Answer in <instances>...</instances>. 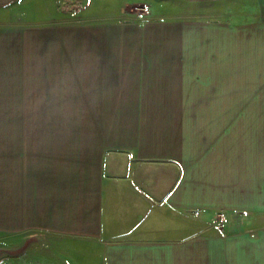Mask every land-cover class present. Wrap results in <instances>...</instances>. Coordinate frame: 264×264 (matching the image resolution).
Masks as SVG:
<instances>
[{
	"label": "crops",
	"instance_id": "crops-1",
	"mask_svg": "<svg viewBox=\"0 0 264 264\" xmlns=\"http://www.w3.org/2000/svg\"><path fill=\"white\" fill-rule=\"evenodd\" d=\"M112 6L0 0V248L46 240L15 264H264V0Z\"/></svg>",
	"mask_w": 264,
	"mask_h": 264
},
{
	"label": "rangeland",
	"instance_id": "rangeland-1",
	"mask_svg": "<svg viewBox=\"0 0 264 264\" xmlns=\"http://www.w3.org/2000/svg\"><path fill=\"white\" fill-rule=\"evenodd\" d=\"M107 1H111L109 3H111L112 5L115 3H117L119 0H34V4L35 5H41L44 6V11L47 12V14L49 13H57V17H59L58 15L60 14V17L63 13H81V10H84L91 7L93 11L95 12H106V10L111 9L115 6H110L108 4H105V2ZM129 1V0H128ZM28 6H31L29 9L34 12L36 6H32V4L30 5H26V9H24V11H28L29 9H27ZM124 8H127L128 10H130L131 12H137L139 10H143L144 11V7L145 4L144 3H136V2H131V3H126L124 5H122ZM34 8V9H33ZM139 8V9H138ZM21 12H23L22 9H20ZM28 11V12H31ZM34 16L33 18H29V20H33V21H38L40 20L36 15L31 14L30 16ZM75 15H79L80 14H74ZM77 16V17H79ZM82 17V16H81ZM44 18H41V20ZM12 117H9V122H11ZM3 121V117L0 115V123ZM198 214V213H197ZM207 219H213V220H219L222 219L224 217L223 214L221 213H212V214H205L202 215ZM201 216V217H202ZM192 220V213L191 212H187L186 213V222H191ZM32 242H40V244H38V251L37 252H41L42 250H44V246H41L43 243L46 242V240L44 238H42L41 240H31L28 242H23V243H17V242H12L10 244L9 247H5V248H0V264H15L16 258L18 257H23L26 255L27 251H33V248H31V244ZM42 243V244H41ZM1 247V245H0Z\"/></svg>",
	"mask_w": 264,
	"mask_h": 264
},
{
	"label": "built area",
	"instance_id": "built-area-1",
	"mask_svg": "<svg viewBox=\"0 0 264 264\" xmlns=\"http://www.w3.org/2000/svg\"><path fill=\"white\" fill-rule=\"evenodd\" d=\"M139 9V8H138ZM138 12V15H142V13H143V10H139V11H137Z\"/></svg>",
	"mask_w": 264,
	"mask_h": 264
}]
</instances>
